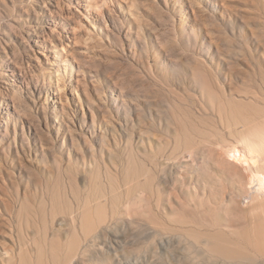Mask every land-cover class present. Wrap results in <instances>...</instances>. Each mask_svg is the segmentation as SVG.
Instances as JSON below:
<instances>
[{
    "label": "rangeland",
    "instance_id": "1",
    "mask_svg": "<svg viewBox=\"0 0 264 264\" xmlns=\"http://www.w3.org/2000/svg\"><path fill=\"white\" fill-rule=\"evenodd\" d=\"M95 1L88 9L80 0H0V248L8 236L20 242L15 258H4L3 264L9 260L19 264L22 250H29L27 256L36 264L37 248L44 249L43 264H68V258L59 263L51 257L48 241L59 234L74 239L71 230L83 236L78 204L98 197V189L105 199L112 185L125 184L129 160L124 151L130 149V158L138 164H148L152 148L175 137L182 138L179 146L185 145L186 136L205 143L200 142L198 149L199 167L187 154L168 172L171 179L162 181L175 203L176 210L169 209V215L198 218L203 224L246 221L244 215L227 212L225 201L229 207L230 197L222 194L223 184H228L227 190L231 186L221 171L233 165L225 164L226 154L221 151L217 156L210 143L224 142L228 132L239 136L241 124L236 128L230 116L220 118L208 105L202 109L201 103L206 84L230 81L238 88L252 87L246 73L248 46L255 54L247 21L241 17L250 18L264 33V5L258 0ZM40 34L50 38L48 48L68 36L77 42L74 50L61 55L67 73L59 64L66 74L64 109L53 82L56 76L44 78L27 64L28 59L37 63L31 46ZM48 48L37 47L42 60H54L56 52ZM227 65L235 73L228 79L222 74ZM79 69L86 82L76 87ZM106 121L110 126L101 137L98 125ZM181 125L195 129L186 133ZM115 137L121 145L114 144ZM103 138L112 149L111 153L104 149V157ZM172 144L161 149L173 153ZM83 158L94 166L84 167ZM110 159L118 162L119 171L106 168L103 161ZM211 171L206 191L208 196L216 191L217 202L203 194L202 181L197 180ZM147 199L154 205L151 193ZM72 214L76 227L70 224ZM65 216L68 222L53 228L54 221ZM126 217L128 225L95 239L117 251L92 255L86 250L80 253V263L71 264H189L192 254L202 264H249L227 261L205 246L176 255L166 249L156 252L148 213L131 211Z\"/></svg>",
    "mask_w": 264,
    "mask_h": 264
},
{
    "label": "bare ground",
    "instance_id": "2",
    "mask_svg": "<svg viewBox=\"0 0 264 264\" xmlns=\"http://www.w3.org/2000/svg\"><path fill=\"white\" fill-rule=\"evenodd\" d=\"M80 1L79 3L88 9L91 5L98 3L95 0ZM106 1L107 0H104V2ZM180 1L185 2L188 0ZM195 1L198 2L199 0ZM258 2L264 5V0H258ZM97 8H99L98 5ZM186 13L189 15V12ZM241 18L247 21L248 36L251 38L250 46L254 54L259 55L255 59V55L252 54L248 46V50L251 54L250 58L252 61L255 60L252 62L250 59V61L246 63L248 67L246 73L251 77L250 80L254 83L250 88H238L230 81H227L224 85L221 83L219 84L217 78L218 82L216 84H206L204 86V102L201 103V108L207 110L206 105H208V108L213 110L220 118L230 116L236 128L242 127L236 130L239 136H235L228 132L230 134L228 139L223 136L224 139L226 138L224 142H220L217 139V141H210V143L212 147L215 148L214 152L217 153V156H219L221 151L226 154L224 156L225 164L230 163L233 165L231 168L225 165L224 167L227 169H222L221 171V175L229 179L228 182L231 186L230 189L227 190L229 187L228 184L226 185V182L223 184L224 188L222 194L226 192L230 197L229 207L224 200L227 205V212L230 214L244 215L246 221L244 223H236L233 220L230 222V219H228L227 222L218 220L216 224L209 222L203 224L198 218L181 219L177 214L169 215V209L173 211L174 209L176 210L175 203L172 200V195H170V189L163 186L162 181L167 183L169 181L168 179H171L168 177V172L173 171L176 167L175 164L181 162V159L185 158L187 154L192 159L191 163H196L199 167L200 155L198 149L200 142L205 143V141L199 140V138L195 142L190 141L186 136L185 145L179 146L182 138L175 137L174 140L166 139L163 144V146H169L173 143V153H166L162 150L163 146L161 147L162 149L160 147L158 149L152 148L153 156L148 158V164L145 163V161L138 164L136 158H130L133 154L130 149L124 151L125 157L129 160L125 170V184L112 185L109 192H107L109 197L105 199H103L104 192L98 189L95 194V196L98 197L88 198L83 206L78 204L77 213L81 214L82 217L80 228L83 232V236L81 237L77 230H71L70 234L74 239H64L61 234L57 237H52L48 241V246L49 253L54 260L61 263L63 259L68 258L70 259L68 264L80 263L82 259L80 253L84 254L86 250L92 255L117 251V248L109 247L105 243H96L95 239L101 233H109V229L119 228L121 224L124 227L128 220L126 215L134 211L140 214L143 212L148 213L153 227L151 233L153 239L151 243L156 252H162L166 249V251L176 255L177 251H186L190 253L193 247L199 249L205 246L208 250L227 261L264 264V33H262L263 28L258 30V28L249 21L250 18L247 16ZM49 41L50 38L42 34L34 38L35 45L31 46V48L33 59L37 63H33L31 61L32 59H28L27 64L34 68L36 71L35 73H38L44 78H46V74H49L51 78L52 74L56 76L53 82L57 86L55 88L59 91L58 96L64 109L66 103L64 94L66 82L64 76H66V74L62 73L63 69H61L59 64H64V70L67 73L68 67L65 66L61 55L62 53L74 50L77 42L74 41L73 36H68L66 41L61 40L60 44L53 43V48H48L47 45ZM40 46L55 51L54 60L48 57L42 60L39 56L40 50L37 49V47ZM80 51L84 52V50ZM232 68V66H228L223 69L222 74L225 78L228 79V77H232L234 73ZM81 72L82 70L79 69L75 74L76 87H81L86 82L85 75H82ZM13 74H15L14 71ZM69 79L72 80L71 76ZM248 86L249 84L246 87ZM243 87H245V85ZM98 98L101 100L100 97ZM91 99L92 97L88 98V101ZM239 124L241 125L239 126ZM109 126L107 121L105 125L101 123L98 125L101 137L104 130H107ZM95 127L97 126L95 125ZM181 127L186 133H190L195 129L194 126L188 128L187 126L181 125ZM199 131H201V129ZM103 140L102 157H104V149L109 153L112 152V149H110L111 146H109L110 143L108 145V142L106 143L104 138ZM114 144L116 146L121 145L120 140L116 137L114 138ZM226 145H229V148L228 146L226 147ZM231 154H234V156ZM165 155L167 156L165 157ZM93 163V161H88L86 158H83L84 167H93ZM103 163L107 169L119 171V164L116 160L110 159L109 162L103 161ZM179 166H181V164ZM146 168V172L141 173ZM206 175H199L197 180L199 184L202 181V192L204 195L208 196L206 187H208V185L211 186L213 173L211 171V175ZM72 182H76V185L78 184L77 180ZM150 193L152 194L154 205L147 203V198ZM207 198L217 202V199L220 197L216 191H212ZM104 200L107 202L104 203ZM133 200H135V202ZM93 203H95V206H93ZM132 203L134 204L133 209ZM181 204L183 205V203ZM69 218L72 220L70 224L73 222L76 227L77 222L75 215L72 214ZM66 219L67 216L60 217L54 221L53 228L57 224L62 225L68 222L65 221ZM118 231L119 229L117 232ZM179 231L185 232L182 234V237L178 234L180 233ZM110 232L113 231L111 230ZM112 234L114 235V232ZM115 234L119 236L118 234L120 233L118 232V234ZM123 235L125 236L126 234ZM115 241L118 240L115 239ZM19 246L20 242L18 238L14 239V237L8 236L3 239L1 244L2 248H0V264L4 263V258L14 259L18 253L17 248ZM35 254L36 264H43L44 249L37 248ZM27 255H29V250H22L19 264H32L31 259H29ZM189 255L191 256V254ZM191 258L189 264H202L197 258V255L192 254ZM175 260L180 261L179 259ZM7 264L14 263L9 260Z\"/></svg>",
    "mask_w": 264,
    "mask_h": 264
}]
</instances>
